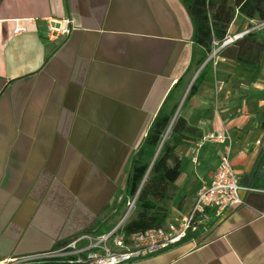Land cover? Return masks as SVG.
Segmentation results:
<instances>
[{
    "label": "crops",
    "instance_id": "crops-1",
    "mask_svg": "<svg viewBox=\"0 0 264 264\" xmlns=\"http://www.w3.org/2000/svg\"><path fill=\"white\" fill-rule=\"evenodd\" d=\"M62 19L69 34L48 40ZM192 36L181 0L0 1V260L115 226L132 157L157 113L177 106L173 119L197 136L175 152V203L188 211L225 151L251 191L195 239L129 264H264V163L252 179L264 153V57L256 76L221 49L197 64ZM208 134L227 140L200 143Z\"/></svg>",
    "mask_w": 264,
    "mask_h": 264
},
{
    "label": "trees",
    "instance_id": "trees-1",
    "mask_svg": "<svg viewBox=\"0 0 264 264\" xmlns=\"http://www.w3.org/2000/svg\"><path fill=\"white\" fill-rule=\"evenodd\" d=\"M181 3L193 27L192 41L202 51L197 64L203 62L206 55L210 53L214 42H221L225 33L232 26L237 25L238 16L247 18L252 13V19L264 22V0H181ZM240 42H250L251 49L246 50L240 46ZM219 56L233 62L239 70L256 76L264 57V39L253 31L223 47ZM206 67L207 65L202 68L189 87L186 100L196 92ZM172 110L169 113L161 110L157 113L141 146L132 157L125 179L122 202L138 195L134 205L135 217L123 226V232L126 235L143 233L165 225L168 212L158 203L172 198L177 192L175 182L180 175V163L175 154L176 149L189 136H197L193 128L185 126L182 118L173 119ZM171 120L170 142L166 144L162 138ZM260 127L264 129V123ZM159 146L160 151L157 154ZM263 163L264 153L260 155L254 166L253 180H258L257 170L259 164ZM253 187L260 186L254 183ZM101 227L98 229L99 232L102 231ZM200 231L201 229L194 233L187 232L180 243L195 239Z\"/></svg>",
    "mask_w": 264,
    "mask_h": 264
},
{
    "label": "built area",
    "instance_id": "built-area-1",
    "mask_svg": "<svg viewBox=\"0 0 264 264\" xmlns=\"http://www.w3.org/2000/svg\"><path fill=\"white\" fill-rule=\"evenodd\" d=\"M55 23V26L46 27L45 37L50 41L66 36L70 32L68 19ZM252 30L238 33L229 41L227 37L220 47L214 42L206 61H213L220 49L249 35ZM22 32L23 29L18 28L14 34L19 35ZM199 73L200 70L194 79ZM226 140L224 134H208L200 138V143H216L222 146ZM247 191L251 189L241 187L231 164L229 152L225 151L220 156L214 173L197 191L188 211L179 218L177 227L173 224H165L163 227L143 233L126 235L123 232L125 224L123 218L115 226L103 232L82 233L52 250L7 257L1 259L0 264H129L133 260L154 255L180 243L187 232H197L211 221L219 219L224 212L241 207L243 205L241 192Z\"/></svg>",
    "mask_w": 264,
    "mask_h": 264
},
{
    "label": "rangeland",
    "instance_id": "rangeland-1",
    "mask_svg": "<svg viewBox=\"0 0 264 264\" xmlns=\"http://www.w3.org/2000/svg\"><path fill=\"white\" fill-rule=\"evenodd\" d=\"M236 29L235 31H233L232 33H225V36L223 38V40L221 42H217L218 47H220L222 45V43L225 41V39L227 37L231 38L234 35L241 33L245 30H252V31H256L259 35V37H261L262 39H264V22H259L255 19H252V13H250V15L247 18H242L240 16L237 17V25L235 26ZM216 47V48H218ZM200 70L196 68V71L194 73V76H196V74L198 73V71ZM177 109V106H175L172 110L173 116L175 114V111ZM171 123L172 120L169 124V126L166 128L164 134H163V138L164 142L167 144L170 142V129H171ZM160 151V146L158 147L156 153L158 154V152ZM262 168V165L259 164L258 170H257V174L259 172V170ZM148 176V174L144 177L143 182L145 181L146 177ZM243 182H245V179L243 180ZM137 195L136 194L133 198H127L125 199L124 202H121L120 206H119V211L116 214L115 218L113 219V221L108 224V228H110L114 223H118L120 222L123 218H125V223L131 221L134 219L135 217V209H134V205L135 202L137 200ZM175 195H173L172 198L167 199L164 202L158 203V205L163 206L164 208H166L168 215L167 218L165 220V224H173L174 226L177 227L178 222H179V216L181 215V217L187 212V209H182V205L183 202L179 201L177 204L175 203ZM133 202V203H132ZM131 207V209L129 210V208Z\"/></svg>",
    "mask_w": 264,
    "mask_h": 264
},
{
    "label": "bare ground",
    "instance_id": "bare-ground-1",
    "mask_svg": "<svg viewBox=\"0 0 264 264\" xmlns=\"http://www.w3.org/2000/svg\"><path fill=\"white\" fill-rule=\"evenodd\" d=\"M231 38H228L227 41H229Z\"/></svg>",
    "mask_w": 264,
    "mask_h": 264
}]
</instances>
